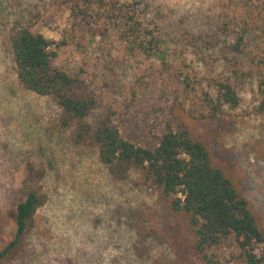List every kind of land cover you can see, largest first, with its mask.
Listing matches in <instances>:
<instances>
[{
	"label": "rangeland",
	"instance_id": "1",
	"mask_svg": "<svg viewBox=\"0 0 264 264\" xmlns=\"http://www.w3.org/2000/svg\"><path fill=\"white\" fill-rule=\"evenodd\" d=\"M123 5L140 23V37L125 25ZM18 24L59 44L52 65L85 81L134 144L152 146L167 124H177L172 104L180 101L264 225V109L249 75L264 63V0H0V251L13 239L12 192L28 164L45 170L47 196L24 250L0 264L173 258L161 239L134 231L141 212L156 210L155 196L137 184L136 174L112 180L94 151L53 129L55 104L17 83L7 36ZM243 31L237 54L231 47ZM218 78L230 79L240 102L211 118L204 93L215 96ZM233 248L229 242L209 254L221 264H240Z\"/></svg>",
	"mask_w": 264,
	"mask_h": 264
},
{
	"label": "trees",
	"instance_id": "2",
	"mask_svg": "<svg viewBox=\"0 0 264 264\" xmlns=\"http://www.w3.org/2000/svg\"><path fill=\"white\" fill-rule=\"evenodd\" d=\"M127 5L118 10H124L125 25L140 37L141 25L128 15ZM244 36L243 31L231 47L237 54L243 52ZM58 45L32 31L30 24L13 28L7 49L16 81L55 104L58 115L53 129L66 131L72 145L94 151L112 180L125 181L135 173L137 184L155 196L156 210L149 216L141 212L134 222L138 237L153 235L171 249L170 262L153 264H221L209 253L229 242L240 264H264V225L234 177L211 152L203 133L193 128L199 119L193 125L190 121L195 118L186 116L182 103L174 100L172 115L177 124H167L152 146L134 144L121 135L110 107L85 81L52 65ZM234 73L242 74L237 69ZM249 75L256 78L264 109V63H257ZM212 87L215 96L204 93L211 118L223 115L225 107L238 106L229 78L214 79ZM44 174L45 170L28 164L20 186L13 190L14 235L0 251V262L12 261L24 250L36 212L47 200L41 184Z\"/></svg>",
	"mask_w": 264,
	"mask_h": 264
}]
</instances>
